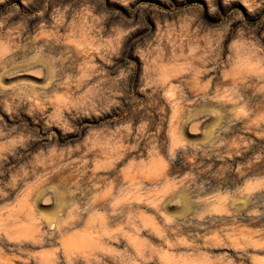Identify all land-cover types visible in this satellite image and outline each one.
<instances>
[{"label": "clouds", "instance_id": "obj_1", "mask_svg": "<svg viewBox=\"0 0 264 264\" xmlns=\"http://www.w3.org/2000/svg\"><path fill=\"white\" fill-rule=\"evenodd\" d=\"M0 264H264V0H0Z\"/></svg>", "mask_w": 264, "mask_h": 264}]
</instances>
